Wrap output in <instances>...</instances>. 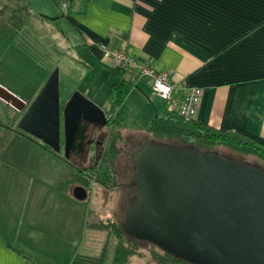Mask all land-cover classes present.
Masks as SVG:
<instances>
[{
  "label": "crops",
  "instance_id": "crops-1",
  "mask_svg": "<svg viewBox=\"0 0 264 264\" xmlns=\"http://www.w3.org/2000/svg\"><path fill=\"white\" fill-rule=\"evenodd\" d=\"M9 1L0 0V7ZM27 1L31 16L56 20L53 29L63 39L60 58L89 71L97 66L76 88L84 87L79 90L102 110L108 109L111 83L118 78L100 51V43L106 42L167 70L177 97L189 86H200L196 121L264 142V0ZM1 14L5 18L0 27L7 28V13ZM52 39L57 45L54 34ZM37 40L30 38L32 43ZM105 68L114 79L102 96L97 80ZM0 83L26 101L39 88L26 93ZM137 83L140 86H131L118 106L125 123L118 144L126 145L129 130L143 134L150 118L161 111L162 100L143 81ZM66 87L64 100L72 91ZM0 113V264H111L115 239L107 253L111 236L87 224L90 213L93 219L109 215L99 204L107 188L20 134L14 126L20 112L2 99ZM91 134L98 135L91 130L86 139ZM148 140L144 134L138 148ZM68 157L75 164L91 162L86 146ZM74 185L90 188L88 196L75 198Z\"/></svg>",
  "mask_w": 264,
  "mask_h": 264
},
{
  "label": "water",
  "instance_id": "water-1",
  "mask_svg": "<svg viewBox=\"0 0 264 264\" xmlns=\"http://www.w3.org/2000/svg\"><path fill=\"white\" fill-rule=\"evenodd\" d=\"M0 99L20 114L14 126L62 155L81 152L89 124L107 116L73 90L59 105L53 68L26 101L0 83ZM100 132V131H96ZM97 143L99 141L96 140ZM133 200L125 207V231L198 264H264V170L255 164L190 145L148 140L132 159ZM90 190L74 185L77 199Z\"/></svg>",
  "mask_w": 264,
  "mask_h": 264
},
{
  "label": "trees",
  "instance_id": "trees-1",
  "mask_svg": "<svg viewBox=\"0 0 264 264\" xmlns=\"http://www.w3.org/2000/svg\"><path fill=\"white\" fill-rule=\"evenodd\" d=\"M2 12H7L6 21L15 29H18L31 14L30 5L27 0H10L8 3L0 7V13ZM112 68L115 70V75L118 78L117 81L111 83L110 105L106 111L104 110L107 116V122L101 127L97 124H93L92 129V131L94 129L99 131L105 126L104 131L101 134L100 132H97L98 135H89L88 138H90L91 141L86 144V149L91 155L90 163L86 165L75 164L69 159L70 157H64L60 150L57 152L52 150L39 139L15 127L20 134L33 140V142L50 151L54 155L60 156L74 166L77 171L87 175L90 179H93L96 184L107 189H112L117 184L115 159L120 151L117 142L121 140L120 131L125 125L118 112V106L131 86H140L137 83L139 80L149 86L143 76L134 77L129 80L125 77L122 69L116 67ZM161 103L162 104L159 105V107H161L160 113H155V115L150 118L145 128V132H149L153 135L150 137V140L166 142L177 146L190 145L197 149L215 151L219 154L222 153V155L236 159H239V156H252L257 160H254L257 164L259 163L264 167L263 141L236 130H223L206 123H200L194 118L184 120L176 113V111L168 109L164 102L161 101ZM97 139H99V144L95 143V140ZM219 149L222 151L223 149L227 150L229 153L232 152L233 155H229L224 151V153L220 152L218 151ZM135 153L136 152L131 153L132 159ZM88 190H90V188H88ZM87 224L93 228L106 230L107 234L112 235L115 239L111 264H128L130 255H139L140 250H136V248L137 240L141 238L136 240L129 236L125 231L124 225L119 223L113 216L88 220ZM143 240L149 244L148 250L150 256L161 264H198L173 255L150 240Z\"/></svg>",
  "mask_w": 264,
  "mask_h": 264
},
{
  "label": "rangeland",
  "instance_id": "rangeland-1",
  "mask_svg": "<svg viewBox=\"0 0 264 264\" xmlns=\"http://www.w3.org/2000/svg\"><path fill=\"white\" fill-rule=\"evenodd\" d=\"M6 1L9 0H5V2ZM2 15L3 14L0 15V21H3L5 18L2 17ZM29 16L30 17H28V19L24 22L23 26L18 29H15L7 24V28L0 27V37L2 38L0 40V80L5 85L13 86L15 87L14 89H24L26 93H29L35 86L40 87L50 71L53 68H57L59 105H62L65 97L63 87L67 86L66 89H72V91L84 88L81 86L76 88V86L79 85L78 81L82 77H90V75L96 71L97 66L91 65V70L89 71V68L86 66H84L85 69H83L80 64L73 65L67 59L60 58L59 52L62 48L61 45H63V39L61 33L56 32L53 29L56 24V20L51 19V16H47L41 20H39L37 16H31V14ZM53 34L57 38V45L61 47L58 48L55 42H53ZM41 36L43 37L42 39ZM32 37L39 38V40L32 43L30 42V38ZM70 42H72V38L69 39L68 44H70ZM69 51V53H74L72 49H69ZM100 75L101 76L98 78L97 84H101L102 86L100 88L101 95L106 96L108 93V87L110 86L109 81L114 78L111 72H108L106 68L105 70H102ZM40 77L43 80L40 84H38V79ZM24 78L25 80L23 81ZM141 84L146 87L144 83ZM25 92L22 90L20 91V93L23 94ZM155 101L158 102L157 99H155ZM107 104H109V100ZM3 116L4 113H0L1 119ZM104 127L99 130L100 134L104 131ZM92 129L93 125L89 124L86 129V135ZM142 132L143 134L140 132L138 133L135 130H129L127 133L126 145L123 143L118 144L120 151L116 155L115 159L117 184L112 189H106V191H109L108 194L104 192L99 198V204L104 210H106V213H109L108 216H113L122 225L124 223V206L133 200L132 191L135 189L132 183L133 164L130 152L138 149L137 141L139 138L144 137V134H147V136L150 137L153 136L149 132ZM138 134H141V136H138ZM61 135L62 129L60 128V136ZM218 151H224L229 155H233L232 152L229 153V151L224 149L223 151L220 149ZM60 152L62 153V142L60 143ZM85 156L88 158L87 154H85ZM238 158L246 163L255 164L259 167L261 166L259 163L257 164L254 161L256 159L252 156H239ZM87 161H89V159ZM261 168L263 169L264 167L261 166ZM93 218V214L90 213L88 215V219L94 220ZM128 235L136 240L139 239L130 234ZM110 236L111 238L109 240V249L107 250V253L110 251V245H114L113 236ZM137 241L136 250H140V253L139 255H130L129 264H161L150 256L148 250L149 244H147L146 241L143 239H139Z\"/></svg>",
  "mask_w": 264,
  "mask_h": 264
},
{
  "label": "built area",
  "instance_id": "built-area-1",
  "mask_svg": "<svg viewBox=\"0 0 264 264\" xmlns=\"http://www.w3.org/2000/svg\"><path fill=\"white\" fill-rule=\"evenodd\" d=\"M99 48L104 57L110 60L112 67L120 68L124 71L127 79L145 77L151 93L162 100L168 109L176 111L184 120L195 117L202 94L200 86H189L181 97H177L174 95L175 85L169 79L167 70L157 69L150 61L139 59L124 46L114 47L102 42Z\"/></svg>",
  "mask_w": 264,
  "mask_h": 264
},
{
  "label": "flooded vegetation",
  "instance_id": "flooded-vegetation-1",
  "mask_svg": "<svg viewBox=\"0 0 264 264\" xmlns=\"http://www.w3.org/2000/svg\"><path fill=\"white\" fill-rule=\"evenodd\" d=\"M86 136H87V135H86ZM97 141H99V139H97ZM95 143H96V144H99V143L96 142V140H95Z\"/></svg>",
  "mask_w": 264,
  "mask_h": 264
}]
</instances>
